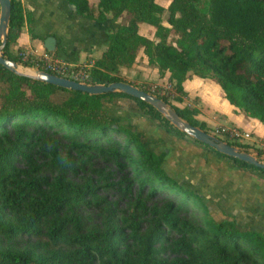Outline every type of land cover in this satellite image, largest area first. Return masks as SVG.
Returning a JSON list of instances; mask_svg holds the SVG:
<instances>
[{
    "label": "trees",
    "instance_id": "1",
    "mask_svg": "<svg viewBox=\"0 0 264 264\" xmlns=\"http://www.w3.org/2000/svg\"><path fill=\"white\" fill-rule=\"evenodd\" d=\"M65 1L74 4L76 14L97 22L106 20L107 13H128L125 22L107 33L104 50L88 68V83L124 81L119 67L133 66L141 50L148 64L169 72L177 92L172 99L182 100L181 82L190 70L214 80L228 102L264 124V0H206L204 7L200 0H169L166 20L177 35L170 42L160 24L164 7L157 0ZM31 20L20 0H10L5 56L17 59L9 44L24 22L36 36ZM140 23L154 26L158 40L140 33ZM55 91L66 95L52 100ZM113 96L132 100L166 131L186 135L151 105L125 93L66 89L0 64V264H264V232L209 215L198 194L163 170V154L148 148L149 140L133 125L107 113L104 99ZM159 97L189 123L208 128L194 117L196 108ZM112 134H121V140ZM204 145L238 166L264 173ZM90 153L122 169V181L136 182L138 191L122 223L104 212L102 227L82 231L77 211L100 202L97 190L111 184L109 174L98 167H90L76 182L66 176L73 155L83 154L87 162ZM157 191L172 196L161 206H146L144 200ZM190 200L201 211L199 221L181 216ZM137 210L148 214L144 226L133 219ZM42 235L47 239L38 246H46L44 251H35L36 244H13L20 236ZM161 250L175 255L158 258Z\"/></svg>",
    "mask_w": 264,
    "mask_h": 264
},
{
    "label": "rangeland",
    "instance_id": "2",
    "mask_svg": "<svg viewBox=\"0 0 264 264\" xmlns=\"http://www.w3.org/2000/svg\"><path fill=\"white\" fill-rule=\"evenodd\" d=\"M157 2L164 7V10L160 15V24L167 29L165 32V39L167 42L173 41V39H175L177 35L173 32L172 28H170V24H168L166 20L167 11L165 8L169 3V0H157ZM205 3L206 0H200V7H204ZM127 17L128 13L126 11L121 12L117 17H112L109 13H107L108 22L111 23L112 29L125 22ZM138 30L140 33L146 35L147 37L155 41L158 40V35H155L154 26L141 24ZM17 49L18 48H12V52L14 55H16ZM139 61L140 59L137 60V63ZM147 65L148 67L142 72L141 70H138V72L137 70L131 71L130 69H127V67H125L126 69H123L120 75L125 79V81L130 80L131 84L140 88H145V90L156 86L154 95L158 94L157 96H159L160 93H163V96L165 95L174 105L175 102H179V105H186L183 104L185 103V99L181 101L172 99L174 95H177V92H175L172 87V81L168 79L169 72L167 70H163L161 72L156 70L158 76H163V79H153L150 78L152 71L150 67L154 66V64L147 63ZM188 72L190 73L191 71L189 70ZM161 89L163 92L160 91ZM65 95L66 93L62 91H55L51 94L50 98L52 100L58 101ZM183 97L184 95L182 96V99ZM104 101L107 113L113 116H117L118 120L122 123H126V120H129L128 118L130 116H145L136 106V104L128 98L113 96L104 99ZM153 121L155 122V120ZM211 129L213 128H207L206 131H210ZM247 132L249 133V136L243 140L242 144L239 145L240 147L238 148L251 152L248 147L254 146V143H256V141L251 140V133L249 131ZM112 137L121 140L120 137L122 136L121 134H112ZM61 141L65 142L66 140L62 139ZM83 156V154L73 155V160L71 162L72 170L67 169L66 176L70 180L76 182L79 181L80 175L86 174V171H88L90 167H98L102 168L103 173L109 174L107 176V182L109 181L111 182V184L106 188L97 190V195L102 198L100 202H98L97 204L88 205L77 211V213H80L82 219L83 229L81 230L84 231L85 228L89 229L91 227H102L104 212L108 213L109 216L113 219H117V222L122 223V217L126 216L127 213H129V203L131 201V198L134 197L136 192L138 191L137 183L132 182L130 184L128 183V181H122V178H124L123 170L118 169L113 162L105 160L93 153H90V156L86 158L87 162H83ZM187 158L191 159L190 156H188ZM201 160L202 161L199 162V164H201V167L197 168L199 170H197L196 173L193 169H190L188 171L189 176L187 178H185V176H182V179L179 178L181 180L177 179L178 182L186 184L193 191L198 192L201 196L204 197V201L207 203L206 205L208 214L211 215L214 219H231L234 217L240 228H246L247 226L254 229L261 228L264 223V174L259 173L258 170H251L247 167L242 168L237 164H233L230 159L222 158L221 156L213 154L212 152H209L207 156H201ZM219 166H225L227 168L226 172L220 173L217 170ZM236 169H238V172H236ZM239 171H248L250 173L249 180L244 181L242 185L240 184L242 180L240 179L241 173ZM245 175L247 174L245 173ZM231 177L234 180L230 179ZM176 178L178 177L176 176ZM123 188L125 189L124 191ZM143 190H145V187L141 189V191ZM171 196L172 195L168 194L167 192L157 191L150 195L149 198L145 199L144 204L148 207L154 205L161 206L167 201V199H170ZM187 203L188 209H186L185 212L181 214V216L189 220L191 219L199 221L201 217V211L197 207L196 201L193 202L192 200H190ZM136 213L137 214H135L136 216H134L133 219L135 221L139 220L140 225L144 226L148 214L146 212H140L138 210ZM45 239L47 238L43 235L39 237L30 236L28 238H26V236H20L14 239L13 244L15 245V247L31 246L32 244H36L35 251H44L43 248L46 246L40 247V245L38 246V243L43 244ZM53 248L54 246L50 247V249ZM61 250H64V248L61 247ZM174 255L175 253L172 250H161V252H159L158 254V258L172 259Z\"/></svg>",
    "mask_w": 264,
    "mask_h": 264
},
{
    "label": "crops",
    "instance_id": "3",
    "mask_svg": "<svg viewBox=\"0 0 264 264\" xmlns=\"http://www.w3.org/2000/svg\"><path fill=\"white\" fill-rule=\"evenodd\" d=\"M20 1L24 9L29 10L31 13L30 29L33 35L36 36H32L28 32V26L24 22L16 38L9 44L11 51L12 48L16 49L20 47L35 49L37 52L48 50L71 64H91L104 50L107 32L112 29L108 18L102 22L87 19L76 14L63 0ZM141 24H139V27ZM48 38H51L52 41H45ZM46 46L50 49L46 48ZM138 59L140 61L137 63ZM135 60L136 62L133 66L127 69L131 71L137 70V72L141 70L142 72L148 67L146 56L141 50L137 53ZM123 69L126 68L119 67L120 74ZM150 69H152L150 78L163 79V76H158L155 66H151ZM127 81L130 82V80ZM181 86L185 92L182 99H185V103L183 104L196 108L197 112L194 114V117L204 121L208 128L223 125L234 126L241 130L249 131L252 136L251 140L261 143L264 148V124L257 118L246 115L238 107L228 102L224 97L222 89L214 80L187 72L186 77L181 82ZM175 105H179V102H175ZM128 119L126 123L133 125L136 131L142 133L149 140L147 147L155 153L163 154L160 165L177 182L182 179V176L187 178L190 169H193L196 173L199 170L197 168L201 167V164H199L202 161L201 156H207L209 152L226 158L211 151L204 144L193 140L189 136H180L166 131L157 124L155 119H150L147 116H130ZM188 156L191 159H188ZM226 169L225 166H219L217 170L223 173L226 172ZM237 170L236 172H238ZM239 172L241 173L240 179L242 182L240 184L242 185L244 181L249 180L250 173L248 171ZM193 192L198 194L201 201L207 207L204 197L196 191ZM233 219L235 220L234 217ZM235 222L237 223L236 220ZM247 227L264 232V223L259 229Z\"/></svg>",
    "mask_w": 264,
    "mask_h": 264
},
{
    "label": "water",
    "instance_id": "4",
    "mask_svg": "<svg viewBox=\"0 0 264 264\" xmlns=\"http://www.w3.org/2000/svg\"><path fill=\"white\" fill-rule=\"evenodd\" d=\"M63 1L70 9L74 10V4L67 3L65 0ZM9 10L10 0H0V64L3 67L13 71L18 75H23L34 80L43 81L66 89L79 90L88 94H99L115 91L125 93L151 105L169 123H171L178 130L185 133L187 136L206 144L221 154L239 159L255 167L264 169L263 158H260L249 151L238 148L235 145L229 144L208 133L206 130L189 123L186 119L182 118L170 104L162 100L159 96L154 95L127 81L118 80L106 84L80 82L68 77L47 72L39 68L31 67L26 63H21L5 56L2 48L6 43ZM45 41H52V39L48 38ZM46 48L50 49L48 46H46Z\"/></svg>",
    "mask_w": 264,
    "mask_h": 264
},
{
    "label": "built area",
    "instance_id": "5",
    "mask_svg": "<svg viewBox=\"0 0 264 264\" xmlns=\"http://www.w3.org/2000/svg\"><path fill=\"white\" fill-rule=\"evenodd\" d=\"M16 56L19 62L26 63L31 67L39 68L56 75L88 83L86 78L90 64H71L48 50L37 52L35 49L26 47L18 48L16 50ZM146 91L154 94V91H156V86L151 87L150 89L148 88ZM160 91L163 92L162 89ZM159 95H163V93H160ZM212 128L213 129L210 131L207 130V132L237 147H240L239 145L242 144L243 140L249 136L247 131L241 130L234 126L218 125L217 127ZM256 143H254V146L248 147V149L251 151V153L264 159V148L262 147L261 143L257 141Z\"/></svg>",
    "mask_w": 264,
    "mask_h": 264
}]
</instances>
